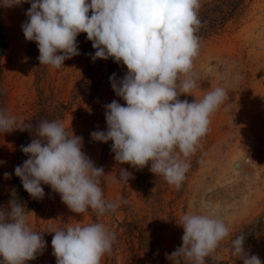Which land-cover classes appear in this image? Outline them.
Wrapping results in <instances>:
<instances>
[{"label":"clouds","instance_id":"9594fccd","mask_svg":"<svg viewBox=\"0 0 264 264\" xmlns=\"http://www.w3.org/2000/svg\"><path fill=\"white\" fill-rule=\"evenodd\" d=\"M25 3L31 6L21 28L25 39L36 43L40 65L65 67L66 60L80 55L77 37L86 33L95 50L89 54L93 62L111 58L126 66L122 78L117 80L115 73L109 78L115 95L125 103L113 100L104 106L107 130L91 132V139L111 141L119 165L142 170L150 164L151 173L179 190L191 167L190 158L210 131L211 116L230 98L224 86L206 90L200 100L179 98L194 96L197 87L194 62L201 48L200 0H0V8ZM210 71L218 79L225 78L222 71ZM240 78L238 73L233 77ZM32 128L0 109V133ZM35 133L31 143L21 146L28 158L14 169L33 199L42 200V185H48L76 214L91 210L103 216L127 203L122 197L105 198L102 178L107 175L84 152L82 136L55 119L39 121ZM118 171L114 182L128 183L132 178L125 168ZM4 177L9 179L11 174L5 172ZM11 197L7 207H0V264L35 260L46 248L44 233H54L51 246L56 264H101L116 243L115 234L101 222L33 230L15 189ZM176 224L183 228L182 245L165 253L171 264H207V258L230 236L226 222L211 212H187ZM245 241L244 233L230 239L232 256L242 264H264L246 250Z\"/></svg>","mask_w":264,"mask_h":264},{"label":"rangeland","instance_id":"374dc122","mask_svg":"<svg viewBox=\"0 0 264 264\" xmlns=\"http://www.w3.org/2000/svg\"><path fill=\"white\" fill-rule=\"evenodd\" d=\"M218 0H200L201 4ZM25 3L0 8V23L5 50L0 57L3 107L10 116L24 121L38 108L39 95H54L62 105L60 120L65 128L83 137L84 152L103 167V192L106 199L127 200L115 213L97 216L94 211L76 214L61 201L60 195L46 187L38 208L26 210L29 224L36 231H48L68 225L101 222L116 236V243L101 264H171V254L182 245L183 228L179 218L190 211L217 215L229 226L230 236L207 258V264H242L232 256L230 238L245 223L263 215L262 226L245 245L264 262V0H241L237 12L217 32L200 40L199 56L194 62L197 87L193 95H181L190 102L203 98L205 91L224 86L229 100L211 116L210 131L190 158L186 180L177 190L162 176L149 171L150 164L136 170L119 165L111 152V141L94 142L91 132L106 131L105 105L117 100L110 76L117 80L127 71L113 59H97L86 33L78 35L80 55L64 62L57 70L40 65L35 42L27 41L21 25L27 20ZM224 73L218 79L210 69ZM240 74L237 81L233 77ZM16 131L0 134V184L4 194L11 187ZM132 173L126 182L119 179V168ZM207 203L210 208H203ZM54 233H44L43 254L26 264H56L51 240Z\"/></svg>","mask_w":264,"mask_h":264},{"label":"trees","instance_id":"16d2710c","mask_svg":"<svg viewBox=\"0 0 264 264\" xmlns=\"http://www.w3.org/2000/svg\"><path fill=\"white\" fill-rule=\"evenodd\" d=\"M241 0H218L215 3H204L201 4L199 10V17L202 21V26L197 33L200 40L206 38L207 36L217 32L223 28L224 24L237 12ZM5 50V41L2 34L1 23H0V57ZM1 74L2 68L0 64V109H4V92L1 86ZM38 108L37 111L30 116L28 119L24 120L25 124H32L33 128L31 132L29 131H16V143L15 150L13 154L12 161V183L7 194H4L2 186L0 184V207H7L11 197V192L15 189L16 197L19 202L24 206V210H29L31 208H38L41 205L42 200L33 199L23 188L19 177L15 176L14 169L18 165H22L23 162L28 158L22 151L21 146H26L31 143L35 136V126L42 119L48 120H61L63 117V105L54 98V95H39V100H37ZM1 134V133H0ZM48 185H42L44 192ZM263 215L255 217L249 222H245L231 238L236 235L244 233L246 235L245 245L251 242L256 236L262 226ZM230 238V239H231ZM230 247V244H229Z\"/></svg>","mask_w":264,"mask_h":264}]
</instances>
